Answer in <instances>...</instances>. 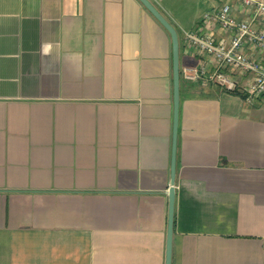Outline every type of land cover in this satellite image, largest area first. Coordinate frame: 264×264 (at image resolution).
Listing matches in <instances>:
<instances>
[{
    "label": "crops",
    "instance_id": "1",
    "mask_svg": "<svg viewBox=\"0 0 264 264\" xmlns=\"http://www.w3.org/2000/svg\"><path fill=\"white\" fill-rule=\"evenodd\" d=\"M149 1L197 65L183 32L224 0ZM173 135L140 0H0V264H166ZM175 197L172 264H264V96L180 76Z\"/></svg>",
    "mask_w": 264,
    "mask_h": 264
},
{
    "label": "built area",
    "instance_id": "2",
    "mask_svg": "<svg viewBox=\"0 0 264 264\" xmlns=\"http://www.w3.org/2000/svg\"><path fill=\"white\" fill-rule=\"evenodd\" d=\"M264 0H224L202 26L184 31V50L198 60L180 70L189 83L214 84L252 104L264 96ZM236 77L244 78L240 85Z\"/></svg>",
    "mask_w": 264,
    "mask_h": 264
},
{
    "label": "water",
    "instance_id": "3",
    "mask_svg": "<svg viewBox=\"0 0 264 264\" xmlns=\"http://www.w3.org/2000/svg\"><path fill=\"white\" fill-rule=\"evenodd\" d=\"M141 3L153 14L159 23L168 31L172 39L173 47V78H174V135H173V158L171 167V187L169 189V219L166 264H172L173 233L175 217V178H176V150L177 133L180 106V44L174 26L150 3L149 0H140Z\"/></svg>",
    "mask_w": 264,
    "mask_h": 264
},
{
    "label": "trees",
    "instance_id": "4",
    "mask_svg": "<svg viewBox=\"0 0 264 264\" xmlns=\"http://www.w3.org/2000/svg\"><path fill=\"white\" fill-rule=\"evenodd\" d=\"M237 94H239V93H237ZM241 95V94H240Z\"/></svg>",
    "mask_w": 264,
    "mask_h": 264
}]
</instances>
